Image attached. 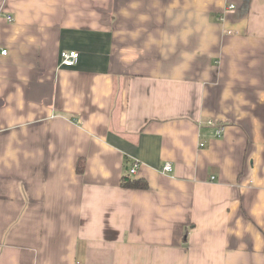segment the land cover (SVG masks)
Here are the masks:
<instances>
[{
	"label": "crops",
	"instance_id": "crops-1",
	"mask_svg": "<svg viewBox=\"0 0 264 264\" xmlns=\"http://www.w3.org/2000/svg\"><path fill=\"white\" fill-rule=\"evenodd\" d=\"M0 49V264H264V0H0Z\"/></svg>",
	"mask_w": 264,
	"mask_h": 264
},
{
	"label": "built area",
	"instance_id": "built-area-1",
	"mask_svg": "<svg viewBox=\"0 0 264 264\" xmlns=\"http://www.w3.org/2000/svg\"><path fill=\"white\" fill-rule=\"evenodd\" d=\"M231 8H233V6H231ZM8 21L12 22L13 19L11 17H8ZM7 54H8L7 49H0V55L7 56ZM60 56H61V66L73 67L79 58V53L77 51H63ZM208 124L213 126V127H216L217 137H220L224 134V125L223 124L217 122L216 120H209ZM200 146L204 147L205 144L201 143ZM136 167H137V165H134L129 170L130 175L133 176L136 174ZM171 170H172V167H171L170 163H166L163 167V171L164 172H170Z\"/></svg>",
	"mask_w": 264,
	"mask_h": 264
},
{
	"label": "trees",
	"instance_id": "trees-1",
	"mask_svg": "<svg viewBox=\"0 0 264 264\" xmlns=\"http://www.w3.org/2000/svg\"><path fill=\"white\" fill-rule=\"evenodd\" d=\"M79 172H82V167L79 165ZM129 172V171H128ZM129 173L122 178V186L129 189H148V184L143 179H135Z\"/></svg>",
	"mask_w": 264,
	"mask_h": 264
}]
</instances>
